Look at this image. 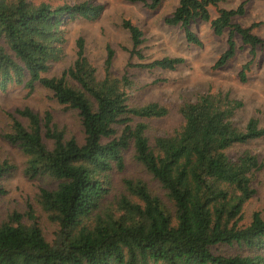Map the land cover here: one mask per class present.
<instances>
[{"label": "trees", "instance_id": "trees-1", "mask_svg": "<svg viewBox=\"0 0 264 264\" xmlns=\"http://www.w3.org/2000/svg\"><path fill=\"white\" fill-rule=\"evenodd\" d=\"M162 1L144 2L157 10ZM221 1L179 0L165 21L182 27L187 42L197 46L203 42L190 29L193 22L210 23L218 36L228 31V47L216 68L235 58L240 37L251 48V61L239 72L245 83L256 50L264 48V38L254 32L260 23L236 22L246 14L248 0L237 8H219L213 16L211 8ZM104 10L90 1L53 6L0 0V87L24 85L32 94L41 85L66 110L78 112L82 128V137L67 133L50 112L42 117L30 107L9 113L11 130L3 137L25 155V175L55 182L35 197L54 229L47 233L32 203L0 218V264H264V216L255 210L244 222L247 205L257 195L254 178L264 163L250 150L236 158L228 152L264 137V125L255 117L244 128L235 124L242 100L230 92L200 94L180 106V127L151 137L148 120L166 117L170 109L157 102L131 104L136 82L128 72L114 73L111 46L102 77L82 36L76 40L75 61L61 75L45 76L64 53L66 19L94 20ZM123 27L131 35V58L138 60L128 67L175 70L186 62L171 56L149 61L142 49L144 31L129 19ZM128 151L164 194L144 179L126 177L123 192L111 197L114 174L124 171ZM16 169L13 162L0 161V178ZM5 194L0 184V198ZM222 245L252 253H218Z\"/></svg>", "mask_w": 264, "mask_h": 264}, {"label": "rangeland", "instance_id": "rangeland-1", "mask_svg": "<svg viewBox=\"0 0 264 264\" xmlns=\"http://www.w3.org/2000/svg\"><path fill=\"white\" fill-rule=\"evenodd\" d=\"M34 1L37 3L46 1L53 6L83 1L104 5L105 10L97 19L80 18L74 21L66 19L63 26L67 32L64 53L59 61L52 63L45 76H59L75 61L76 40L82 36L86 39V53L98 69L99 76L102 77L107 58V47L111 46L115 51L114 73L121 76L128 72L136 82L135 89L130 91L131 104L143 105L157 102L170 109L166 117L148 120L150 123L149 136L173 133L174 129L182 124L180 106L185 102H194L200 94L210 91L230 92L234 98L244 102V107L237 112L234 118L239 128H244L252 117L257 118L261 126L264 125V48L258 47L256 50L257 55L248 72V81L245 83L239 80V72L245 64L251 61V48L243 45L240 37L236 38L238 50L235 58L225 67L216 68V62L228 47L229 32L226 31L222 36H218L214 33L210 23L193 22L190 29L199 36L203 45L188 43L182 27L170 26L165 21V18L175 11L179 0H163L157 10H150L146 7L144 1L148 0ZM243 1L245 0H222L218 8L212 7L210 11L213 16H216L219 8H237ZM126 19L131 20L144 31L145 43L142 49L149 61L171 56L183 57L186 62L175 70L128 67L129 63L135 64L138 60L131 58V35L123 27V21ZM236 22L244 26L259 22L260 26L254 32L264 38V0H248L246 14L238 18ZM24 107L32 108L42 117L50 112L55 123L60 127H66L67 133H74L78 137H82L81 122L77 111L66 110L57 102L53 93L41 85H37L32 94L24 85L13 84L7 89L0 87V161L9 160L17 166L14 172L0 178V184L6 190V194L0 198V218H6L10 212L15 210L21 212L28 210V204L32 203L47 233L52 234L54 228L36 203L35 197L40 188H53L55 182L50 178L31 179L26 176L24 173L25 155L19 147L10 144L3 137L5 132L11 130L12 121L9 113ZM246 150L257 154L260 161L264 163V137L246 144L235 145L228 152L232 158H236ZM125 154L126 166L124 171L114 174L111 197L123 192V179L126 177L144 179L153 190L164 194L157 181L135 161L133 152L128 151ZM253 184L257 189V195L247 205L244 219L246 224L251 221L255 210L262 212L264 216V167L256 174ZM216 251L228 255L252 253L247 247L238 245H222Z\"/></svg>", "mask_w": 264, "mask_h": 264}]
</instances>
